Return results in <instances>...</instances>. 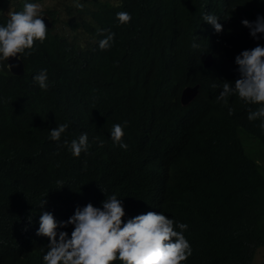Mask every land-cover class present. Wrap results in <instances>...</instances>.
Segmentation results:
<instances>
[{
  "label": "trees",
  "instance_id": "trees-1",
  "mask_svg": "<svg viewBox=\"0 0 264 264\" xmlns=\"http://www.w3.org/2000/svg\"><path fill=\"white\" fill-rule=\"evenodd\" d=\"M119 1L86 12L81 0H66L62 29L84 43L67 38L53 24L31 55H21L22 76L0 68V158L7 159L0 161V264H39L37 252L16 255L20 229L28 227L23 214L37 211L39 198L68 210L85 183L72 178L95 173L98 146L107 142L113 125L123 127L127 144L147 148L149 135L159 138L164 133V128L151 131V124L133 118L134 92L127 71L132 66H166L162 60L174 35L167 10L163 0ZM34 2L0 0V25H6L10 13ZM77 3L83 8L75 7ZM122 11L132 17L123 25L116 19ZM45 14L49 16L48 9ZM109 32L115 34L111 47L101 50L99 41ZM169 68L176 70L175 65ZM41 70L48 74L46 91L33 80ZM170 110L177 114L173 106ZM63 123L69 127L60 141L50 140L49 131ZM217 128L186 131L194 151L185 150L166 167L168 183L161 202H178L169 215L189 226L192 254L184 264H251L255 250L264 247V155L251 158L244 144L250 138L264 148V134L251 128L241 112L223 117V132ZM82 133L88 135L91 152L77 158L64 141L70 144ZM144 206L140 203L136 209Z\"/></svg>",
  "mask_w": 264,
  "mask_h": 264
},
{
  "label": "clouds",
  "instance_id": "clouds-1",
  "mask_svg": "<svg viewBox=\"0 0 264 264\" xmlns=\"http://www.w3.org/2000/svg\"><path fill=\"white\" fill-rule=\"evenodd\" d=\"M45 1L25 3L21 11L9 14L6 25H0V68L10 71V58L23 66L21 55H31L53 24L65 35L60 14L66 0H54L50 7ZM81 2L90 12L121 1ZM161 4L174 34L162 60L166 66H132L127 79L134 92L133 118L151 124V131L164 128L163 135H149L148 148L130 145L123 127L113 125L107 142L98 146L95 173L72 178L85 183L68 210L39 198L40 208L23 214L28 227L20 229L22 249L16 255L37 252L39 264H184L192 254L189 226L175 223L169 215L178 202L163 204L161 198L168 183L166 167L185 150L194 151L186 131L216 126V132H223L219 128L223 117L241 112L251 128L264 134V0H163ZM116 19L123 25L132 17L122 11ZM114 35L109 32L99 48H110ZM119 55L126 57L123 52ZM171 65L176 70L171 71ZM33 80L41 90L48 89L46 70ZM68 127L59 124L49 131V139L60 141ZM179 133L182 136L177 137ZM251 140L260 144L248 138L244 147L251 149ZM64 146L77 158L91 152L87 133L70 144L65 140ZM109 148L116 154H110ZM250 154L253 159L257 155ZM6 160L1 156L0 161ZM140 203L145 206L136 209ZM14 240L17 243L18 237Z\"/></svg>",
  "mask_w": 264,
  "mask_h": 264
},
{
  "label": "rangeland",
  "instance_id": "rangeland-1",
  "mask_svg": "<svg viewBox=\"0 0 264 264\" xmlns=\"http://www.w3.org/2000/svg\"><path fill=\"white\" fill-rule=\"evenodd\" d=\"M53 4L54 3L51 0L45 1V5L48 7L52 6ZM61 25L62 24H60V26ZM60 30H62V29H60ZM63 31L65 32V35L67 36V38H69L71 40H73L75 38L77 42L82 43L81 38L78 37L77 34L69 31L68 29H64ZM251 146H252L251 149H248V147L245 146V150L248 154H250V152H252V153L264 155V148L257 141L251 140ZM251 264H264V247H259L255 250L253 259L251 260Z\"/></svg>",
  "mask_w": 264,
  "mask_h": 264
},
{
  "label": "water",
  "instance_id": "water-1",
  "mask_svg": "<svg viewBox=\"0 0 264 264\" xmlns=\"http://www.w3.org/2000/svg\"><path fill=\"white\" fill-rule=\"evenodd\" d=\"M9 64L13 65L10 72L13 75L21 76L23 74V66L22 64L17 60V58H10L8 61Z\"/></svg>",
  "mask_w": 264,
  "mask_h": 264
}]
</instances>
